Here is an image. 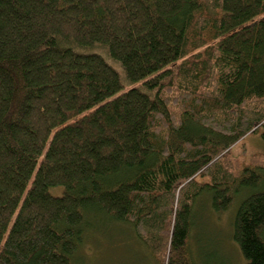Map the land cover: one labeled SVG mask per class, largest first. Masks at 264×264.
<instances>
[{"label":"trees","instance_id":"16d2710c","mask_svg":"<svg viewBox=\"0 0 264 264\" xmlns=\"http://www.w3.org/2000/svg\"><path fill=\"white\" fill-rule=\"evenodd\" d=\"M261 127L264 0H0V264L83 263L110 222L189 264L199 198L260 186L228 151ZM232 226L264 264V188Z\"/></svg>","mask_w":264,"mask_h":264},{"label":"rangeland","instance_id":"374dc122","mask_svg":"<svg viewBox=\"0 0 264 264\" xmlns=\"http://www.w3.org/2000/svg\"><path fill=\"white\" fill-rule=\"evenodd\" d=\"M117 71L122 74L120 68ZM257 132L247 133L229 149V159L238 162L239 168L250 165L252 159L259 160L256 164L264 161V128H259ZM255 155H259L258 158H254ZM263 188L264 173L258 188L241 191L229 209L219 213L213 211L210 198L204 195L199 198L193 207V225L185 251L189 264L245 263L237 243L232 238V223L240 202L249 194ZM103 226L107 228L104 229L105 240L100 233L86 240L79 253L86 254V257L84 255V262L80 264H158L130 226L113 222Z\"/></svg>","mask_w":264,"mask_h":264}]
</instances>
